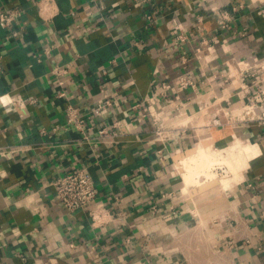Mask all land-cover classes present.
<instances>
[{"label": "crops", "instance_id": "obj_1", "mask_svg": "<svg viewBox=\"0 0 264 264\" xmlns=\"http://www.w3.org/2000/svg\"><path fill=\"white\" fill-rule=\"evenodd\" d=\"M238 3L246 7L234 12ZM12 7L25 11L18 37L0 27V147L23 149L0 154V264H264V127L204 126L248 100L240 74L264 62V0H57L48 20L30 0H0V9ZM221 11L230 12L231 29L221 26ZM180 30L187 63L173 45ZM58 64L69 68L67 97H58ZM184 73L197 88L179 89ZM163 81L173 87L156 107L179 95L190 118L185 133L164 142L145 108L134 107ZM101 88L112 104L92 114L93 124L118 122L111 144L65 128L66 104L92 113ZM210 138L213 149L258 151L238 181L232 173L197 191L180 164ZM77 168L92 175L97 195L69 212L53 181Z\"/></svg>", "mask_w": 264, "mask_h": 264}, {"label": "built area", "instance_id": "obj_2", "mask_svg": "<svg viewBox=\"0 0 264 264\" xmlns=\"http://www.w3.org/2000/svg\"><path fill=\"white\" fill-rule=\"evenodd\" d=\"M37 8L40 16L44 20L51 19L56 13L57 0H30ZM246 7L244 3L234 4L232 10L237 12ZM24 9L22 7H12L0 9V27L10 31L13 37L20 35V28H17L23 14ZM220 14L223 20L220 22L224 28L231 29L230 12L221 11ZM149 17V16H148ZM204 16L197 15V28L202 30L204 28ZM16 25V27H15ZM245 30V29H244ZM245 32V31H244ZM173 45L183 51L182 61L187 63L189 58L184 44L188 39V35L184 31H176L173 36ZM49 51V48H46ZM203 51L202 44L196 48L195 56L201 57ZM40 59V54H35ZM4 54L0 53V73L5 69L3 62ZM113 62V61H112ZM107 69H103L102 73L105 74ZM52 73L57 78V84L59 87L58 97H67V91L65 86L67 84V75L69 68L67 65H55L52 68ZM241 77L243 83L247 85V90H250L248 100L241 106L229 109L225 111V117H214L204 122V126L209 130L212 128H222L230 125H244L250 123H259L264 127V62L250 65L241 71ZM220 76L227 77L226 72H221ZM228 81V78L225 79ZM178 87L181 90L195 89V80L187 73L182 74L177 81ZM173 85L168 81H163L161 85L156 88V91L147 101L143 103H137L134 107L145 108L144 115L147 114L151 117L153 123V131L164 142L167 139L175 138L179 131L186 132V125L189 123V117H184L185 111L182 108L185 104L177 95L176 102L166 109H158L156 106L162 100V97L169 95V90ZM101 88L103 97L99 100L96 107L93 108V112L82 111L80 107L72 103H67L65 106V113L67 116V122L65 128H76L81 139L89 142L93 138L101 143H114L121 135L119 130L120 125L115 122L112 126L103 125L95 126L93 124V113L100 115L105 112L112 104L108 94ZM24 99L18 98L14 101L15 104H21ZM56 129V128H55ZM22 146L6 149L0 147V154H4L7 150L10 153H16L22 150ZM164 149H160L162 153ZM55 193L60 203L69 212H75L93 201L97 195V187L94 183L92 175L85 168H77L68 171L53 181ZM260 186L264 188V179L261 180ZM93 218L96 222H100V215L93 213Z\"/></svg>", "mask_w": 264, "mask_h": 264}, {"label": "bare ground", "instance_id": "obj_3", "mask_svg": "<svg viewBox=\"0 0 264 264\" xmlns=\"http://www.w3.org/2000/svg\"><path fill=\"white\" fill-rule=\"evenodd\" d=\"M257 151L254 146H248L243 147L242 150L237 151V149H234V151L228 153V149L217 150L213 149L211 144L198 143L192 153L180 164L182 165L180 167L182 168L185 182L189 186L195 184L197 181L200 185L212 179H216L222 184L229 174L219 177L215 171L217 165L227 164L232 173H235V171L237 172V170L246 166L248 158L255 155Z\"/></svg>", "mask_w": 264, "mask_h": 264}, {"label": "water", "instance_id": "obj_4", "mask_svg": "<svg viewBox=\"0 0 264 264\" xmlns=\"http://www.w3.org/2000/svg\"><path fill=\"white\" fill-rule=\"evenodd\" d=\"M214 140L212 138L208 139V140H205L203 142V144L205 145H208V144H211ZM193 151V148H190L187 150L186 154L185 155H189L190 153H192ZM217 183H219L218 180L216 179H212V180H209V181H206L202 184L199 185V187L196 189L197 191H203L205 189H208L209 187L213 186V185H216Z\"/></svg>", "mask_w": 264, "mask_h": 264}, {"label": "rangeland", "instance_id": "obj_5", "mask_svg": "<svg viewBox=\"0 0 264 264\" xmlns=\"http://www.w3.org/2000/svg\"><path fill=\"white\" fill-rule=\"evenodd\" d=\"M240 147H235V148H233V149H239ZM220 150V149H219ZM219 166H221L222 167V169H221V172L220 173H218V176L219 177H222V176H226L227 174H231L232 173V171H231V169L228 167V165L227 164H220ZM220 170V169H219ZM228 171V172H227ZM217 172V171H216ZM239 170H237V172L235 171V176H236V178L234 179V181H238L240 178H239ZM234 181L232 182V183H234ZM230 186V185H229ZM228 186V187H229Z\"/></svg>", "mask_w": 264, "mask_h": 264}]
</instances>
